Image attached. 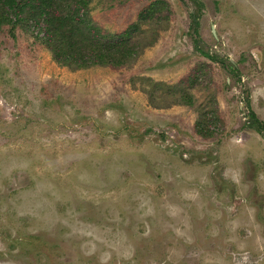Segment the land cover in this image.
I'll return each instance as SVG.
<instances>
[{"label": "rangeland", "instance_id": "1", "mask_svg": "<svg viewBox=\"0 0 264 264\" xmlns=\"http://www.w3.org/2000/svg\"><path fill=\"white\" fill-rule=\"evenodd\" d=\"M86 2L123 67L0 27V264H264V0Z\"/></svg>", "mask_w": 264, "mask_h": 264}, {"label": "trees", "instance_id": "2", "mask_svg": "<svg viewBox=\"0 0 264 264\" xmlns=\"http://www.w3.org/2000/svg\"><path fill=\"white\" fill-rule=\"evenodd\" d=\"M161 4L145 7L139 20L153 16ZM86 8V0H0V27L21 25L41 36L53 60L64 67H123L135 55L130 39L136 25L117 34H104L88 17ZM197 18V14L192 16L194 22ZM203 56L214 60L206 53ZM202 133L199 128L198 134L206 136Z\"/></svg>", "mask_w": 264, "mask_h": 264}]
</instances>
